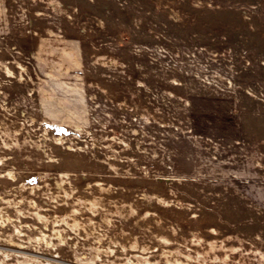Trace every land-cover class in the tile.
Masks as SVG:
<instances>
[{"label":"rangeland","instance_id":"rangeland-1","mask_svg":"<svg viewBox=\"0 0 264 264\" xmlns=\"http://www.w3.org/2000/svg\"><path fill=\"white\" fill-rule=\"evenodd\" d=\"M0 264H264V0H0Z\"/></svg>","mask_w":264,"mask_h":264},{"label":"trees","instance_id":"trees-1","mask_svg":"<svg viewBox=\"0 0 264 264\" xmlns=\"http://www.w3.org/2000/svg\"><path fill=\"white\" fill-rule=\"evenodd\" d=\"M219 120H221V118H220ZM221 122H222V120H221ZM226 122H227V121H226Z\"/></svg>","mask_w":264,"mask_h":264}]
</instances>
